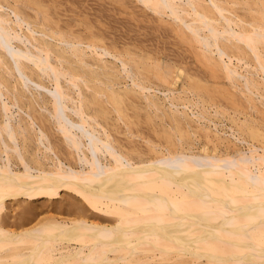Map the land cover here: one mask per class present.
<instances>
[{
    "label": "bare ground",
    "instance_id": "1",
    "mask_svg": "<svg viewBox=\"0 0 264 264\" xmlns=\"http://www.w3.org/2000/svg\"><path fill=\"white\" fill-rule=\"evenodd\" d=\"M86 1L83 3L87 8ZM125 1L131 5L133 0ZM140 1L159 16H171L174 31H182L181 38L188 45L198 43L200 59L208 62L206 67L213 72L210 76L224 77L227 83L224 86L233 89L221 87V90L230 94V99H236L233 103L240 93L248 102L244 103L240 96L244 103L241 104L245 107L248 104L250 110L245 113L234 108L229 112L232 102L229 100L226 112L231 115H227L222 104H218L223 100L208 105L212 99L209 96L211 99L205 105L207 98L202 94L208 92L202 91L210 90L213 96L212 87L217 89V85L209 86L210 89L206 85L216 81V77L215 80L211 77L214 81L210 83L203 79L205 76L187 72L191 69L186 70L188 64L182 66L181 59L179 66L169 64V60L167 64L165 59L166 69L157 73L161 82L169 85L160 80L149 82L153 78L146 82L142 79L144 74L134 71L135 61L132 59L130 64L131 57L129 60L125 56L134 52L128 49L124 54L118 53L117 47L114 51L108 44H100L98 36L84 37L69 24L63 25L61 17L52 16L45 0H0V264H264V127L256 123L260 117L254 113L264 115V0H244L246 6L236 0ZM237 2L248 9L250 18H245L243 7L244 15L238 12L241 8L235 11V5V12L230 9L229 4ZM126 5L121 4L124 11ZM72 7L75 9L74 4ZM79 9L78 6L76 10ZM115 9L110 12L116 13ZM144 9L145 6L141 10ZM101 10L104 14V8ZM64 11L61 12L69 13ZM138 11L139 7L133 13ZM146 14L149 13L145 17ZM137 16L140 17L138 13ZM167 18H161L160 22H166ZM154 22L156 25L157 21ZM100 25L99 29H104ZM166 25L164 30L169 27ZM155 28L159 29L156 31L159 36L161 29ZM167 37L161 45L168 41ZM136 47L135 50L139 49ZM150 52L153 51H149L151 56ZM149 65L145 68H151ZM171 66H177V71ZM201 67H195V72L201 73ZM145 68L142 70L147 72ZM184 74L190 81H182V86L177 87ZM122 89L136 90L139 94L134 91L135 94L153 108L146 113L163 119V123L158 122L162 127L157 125L164 129L163 136L168 135L163 138L165 141L162 133L161 140L147 136L148 129L145 135L143 128L151 118L146 121L145 111L137 105L135 100L141 98L132 99L136 104L126 105L128 110L138 111L140 107L142 112L140 109L138 112H144L143 122L147 123L136 124L142 125L143 131L135 130L131 121L125 120L124 116L131 111L123 109L126 106L122 104ZM132 90L128 92L134 93ZM106 94L116 101L113 106L117 103L121 107H109L110 97H103ZM136 109L130 115L139 114ZM140 115L135 118L142 119ZM107 118L111 120L108 126L111 124L113 128L101 121ZM47 121L60 133L62 150L55 146L54 140L58 139L52 140L59 134H49V127L45 128ZM244 126L250 128L251 134L242 130ZM171 129L183 133L172 135ZM20 134L35 144V151L28 153L30 156L20 142ZM44 208L48 214L46 211V215L40 216Z\"/></svg>",
    "mask_w": 264,
    "mask_h": 264
},
{
    "label": "rangeland",
    "instance_id": "2",
    "mask_svg": "<svg viewBox=\"0 0 264 264\" xmlns=\"http://www.w3.org/2000/svg\"><path fill=\"white\" fill-rule=\"evenodd\" d=\"M45 1H46L47 4H49V6H50V8H51V10H52V13H53L52 16H53L55 19H58V17H61V21H60V22H61L63 25H65V24H69V25H70V28H72V29L74 28V30L79 31V32L81 33L82 36H84V37H85V36H89V34H92V36H98L97 38H99V40H100V41H99L100 44H103V45L106 44V46H107V44H108V45L110 46L111 49L113 48L112 50H114V48L117 47V48H116V52H118V53H119V51H120L121 53H122V51H123V54H124L128 49L131 50L132 52H134V53H132V54H125V56H126L127 59L129 58V60H130V57H131V60L128 61V62H130V64H132V63L135 61L134 64L136 65V64L138 63L137 61H139V63H138L139 67H138V65H136V66H137V67H136V66L133 64V66H134V68H135L134 71H137L138 74H139V73H140V74H141V73L144 74V75H143L144 78L142 77V79L146 80V82H148V80H151L152 78H153L154 81L151 80V81H149V82H156V83H157V80H160V82H161L162 79L159 78V76L157 75V73L159 72L160 69H161V71H163L164 69H166V68H164V65H165L164 61L167 60V61H166L167 64H168V62L170 61L169 64H170V63H174L175 65H177L178 61L181 59V60H180L181 62H180V61H179V62H180V63L184 62V65L178 63V66H179V64L182 65V66H185V64L187 63L188 65H187V67H185V69H186V68L191 69L190 71H189L188 69H186V70H188L187 72L190 73L191 71H193V72H191V73H193V74L196 73L195 75H198V76H201V77L205 76V78H203V79L205 80V79L207 78L206 81H209V80H210V81H209L210 83H211V81L213 82L215 79H217L216 81L213 82V83H215V84L212 83V84H210V85H208V84L206 85V87L208 86L207 89H210L212 86L217 85V89H215L216 86L212 87V88H214V89H213L214 91L216 90L215 92L211 89V90L214 92V93H213V92L211 91V92H212L211 95H213V96H210V94H209V93H210V92H209L210 90H207V91H206V90H203V91H202V92H204V91H205V92H208V93H206V94H209V95L202 94V95H204V96L207 98V100H206V102H205V105H206L207 101L211 99V98L209 99V97H212V99L215 98L216 101H215V99H214V101H215V102H214V101H212V99H211V102H212V103H211L210 101H208L209 103H207V104H208V105H209V104H213V106H214V104H215L216 102L218 103L220 100H221V102H222V100H223L222 103L219 102L218 104H219V105L222 104V105H221V108H222V109L225 108L224 112H225L227 115H231V113L228 114V112H226L230 106H231V107H230V109L228 110L229 112H231L232 110H234V108H236V110H237V108H238V109H241V110H243L245 113L248 112V111L250 110L248 104L246 105L248 108L245 107L244 105H242V104H244L245 102H246V103H248V102H247V101H244L245 99L243 98L242 95H240V93H238V95H239L238 98H237V95L234 96V97L237 98V101H240V104L242 103L241 105H242L243 107L247 108V111H246L245 108H243V107L240 106L239 102H238L239 107H237L238 104L235 103V102H237V101H235V102L233 103V100H236V99H230V98H231L230 94H229V96H230V98H229L228 94H227V93H226V94L224 93V89L221 90V87H224L225 89H226V88H230V89H232L231 87H229V85L224 86V85L227 84V83H226V80L224 79V77H222V76H219V77H218V76H217V77H216V76H210V74L213 75V74H212L213 72H212V70H210L211 68L208 70L209 67H208V68L206 67V65H208V62H206V64H205V62H203V61L200 59V57H199V55H198V53L200 52V51L198 50V48H199L198 43L196 44V43H190V42H188L189 45H191V47L193 46V49L195 48V50L191 49V47H189V45L187 44V41L185 42V39H184V38H181V37H183V36H182V35H183L182 31H180L179 29L177 30V28H176L177 31H174L175 29H174L173 27H171V26L175 23L174 19H172V17H171V16L169 17L168 15H165V16H164V15H160V16H161V17H160V16H159V13L155 12L152 8H149L148 6H146V4H145L143 1L138 2L139 0H136V1H137V4H136V2L134 3L135 0H133V1L130 2L131 5H132V3H134L133 6H131V5L128 3L129 1L127 2V1H125V0H122V2H123V1L125 2V3H124L125 5H126V3H127V5H126V9H127V11H124V9H125V8H124L125 5H123V3L121 2V0H118V1H117V0H114V1L111 0L112 2H111L110 0H104L105 2L102 0L103 3H102L101 0H90V1H89V0H87V1H86V0H81V1L78 0V1H80V2H77V0H76V1H73V0H70V1H69V0H68V1L70 2L71 6H69L70 4H68L69 2L67 3L66 0H57V1H56V0H45ZM52 1H53V2H52ZM60 1H61V2H60ZM63 1H65V2H63ZM84 1H86L85 3H88V4H86L88 9L86 8L85 4L83 3ZM98 1H99V2H98ZM116 1H117V2H116ZM236 1L242 2L243 4L237 2V5H236V3H234V4H233V3H232V4L226 3V5L229 4L230 9L233 10V11H234V9H235V6H236L235 11L237 10V8H238V10H239V8H241V10H242V7H243V6H241V4L244 5V6H246L244 0H236ZM76 2H77V4H78V3H79V4L77 5ZM81 2H82V5H80ZM97 2H98V3H97ZM118 2H119V3H118ZM120 2H121V3H120ZM141 2H142V5H141ZM61 3H62V4H61ZM72 3L74 4L75 9L72 7V6H73ZM89 3H91V4L89 5ZM105 3L107 4V7H108V6L110 7V8H109L110 10H109V9L107 10V7H106V4H105ZM111 3H112V4H111ZM139 3H140V4H139ZM143 3H144V5H143ZM75 4H76V5H75ZM100 4H101V5H100ZM121 4H122V6H124V7H121ZM128 4H129V5H128ZM135 4L137 5V7H135V6H136ZM138 4H139V5H138ZM239 4H240V5H239ZM62 5H63V6H62ZM67 5H68V6H67ZM92 5H94V6H92ZM96 5L98 6V7H97L98 10L96 9ZM99 5L101 6V8H99V7H100ZM104 5H105V7H103ZM110 5H112V7H111ZM134 5H135V6H134ZM140 5H141V7H140ZM234 5H235V6H234ZM57 6H58V7H57ZM59 6H60V7H59ZM64 6H67V7H64ZM76 6H77V7H76ZM78 6H79L80 9H79V10H76V9H78ZM81 6H83L84 9L86 8L85 10L83 9L82 12H81V8H83V7H81ZM88 6H90V7H92V8H89ZM115 6H117V7H115ZM118 6H120L119 9H118ZM128 6H129V7H128ZM144 6H145V9H146V10H147V9H148L149 11H150V10H153L154 12H153V11H150V12H149V11H145V9H144V10H141V9L144 8ZM232 6H233L234 8H233ZM237 6H238V7H237ZM239 6H240V7H239ZM94 7H95V8H94ZM130 7H132V8H130ZM138 7H139V11H140V12L138 11L137 13H138L139 16H140L141 11H142V14L144 15V17H145V13H149V14H148L149 16L146 14V17H145V18L142 17V20L145 21V22H143V21L141 20V16H143V15H141L140 17H138V16H137V13H135V14L133 13V12H136V11L138 10ZM147 7H148V8H147ZM60 8H61V9H60ZM67 8H68L69 11L66 10ZM70 8L74 9L76 12H74V10H72V9L70 10ZM102 8H104V14H105V12L107 11L106 14H105L107 17H105V15L103 14V10H101ZM115 8H117L118 10L115 9ZM122 8H124V9H122ZM133 8H135V9L137 8V10L135 11V9H133ZM55 9H56V10L58 9V10L55 11ZM64 9H65L66 11H64ZM94 9H96V10H94ZM113 9H115L114 11H116V13H115V12L113 13V11L110 12V11L113 10ZM129 9H133V10H130V11H129ZM29 10H31V9L29 8ZM59 10L64 11V12H69V13L71 12V14H69V13H65V14H64V13L61 12V11H60V12H61V13H60ZM86 10H88V11H86ZM91 10H93V11L95 12V14L93 13V11L91 12ZM119 10H120V11H119ZM238 10H237V11H238ZM241 10H239L238 12H240L241 14H243V13L245 12V13H246V14L244 13V14H245V18H247V17L250 18V15H249L250 13H249V11H248V12L246 11V10H248V9H246L245 7H243V10H245V11L243 12V10H242V12H241ZM31 11H33V10H31ZM79 11H80V12H79ZM96 11H97V12H96ZM117 11H119V12H117ZM235 11H234V12H235ZM237 11H236V12H237ZM77 12H78V13H77ZM101 12H102V13H101ZM129 12H130V13H129ZM131 12H132V13H131ZM62 13H63V15H62ZM79 13H80V14H79ZM83 13H84V14H87V15L85 16V15H83ZM90 13H91V14H90ZM96 13L99 14V16H98ZM100 13L102 14V16H101ZM110 13H111V15H110ZM112 13H113V14H112ZM150 13H152V15H151ZM248 13H249V14H248ZM253 13H254V12H253ZM57 14H58V15L61 14V16H58ZM244 14H243V15H244ZM247 14H248V15H247ZM254 14H257V15H258V13H254ZM65 15H67V16H65ZM95 15H96V17H95ZM133 15H135L136 17L134 18ZM150 15H151L152 18L150 17ZM154 15H156V17H158L159 19L157 18V19L155 20L156 17H155ZM157 15H158V16H157ZM68 16H69V18H68ZM78 16H79V17H78ZM97 16H98V17H97ZM147 16H148V17H147ZM153 16H154L155 18H153ZM66 17H67V18H66ZM91 17H92V18H91ZM99 17H100L101 20H102V19H103V20L101 21V20L99 19ZM101 17H105V18H101ZM109 17H110L111 19H110ZM164 17H165V18L168 17V18L166 19V22L169 20L167 23H166V22H163V21H165V20H163V21L160 22V20H162L161 18H164ZM62 18H63V20H62ZM70 18H71V20H69ZM79 18H80V19H79ZM83 18H84V19H83ZM137 18H138V19H137ZM139 18H140V19H139ZM146 18H148V20H149L150 18H151V19H150V21H148ZM249 18H248V19H249ZM92 19H93V21H92ZM104 19H105V20H104ZM170 19H172L173 21H172V20L170 21ZM65 20L68 21V22H66ZM87 20H88V21H87ZM140 20H141L142 22H141ZM69 21H70V22H69ZM139 21H140V22H139ZM147 21H148L149 23H148ZM152 21H153V22H154V21H157V22H156V25H154L155 22L152 24ZM63 22H64V23H63ZM80 22H81V23H80ZM96 22L99 23V25L102 24V25H100V28H104V29H102V30H103V33H102V30L99 29V25H98ZM159 22H160V23L163 22V24L161 25ZM170 22H171V23H170ZM173 22H174V23H173ZM72 23H74V24L72 25ZM86 23H87L89 26H88ZM95 23H96L98 26H97ZM140 23H141V24H140ZM144 23H146L147 26H148V24H149V27H146V24H144ZM150 23H151V25H154V27L151 26ZM164 23H165V24H168V25H166V26H169V27H167V30H164V27H165V26H163ZM169 23H170V25H169ZM85 24H86V25H85ZM139 24H140V25H139ZM142 24H143V25H142ZM157 25H158V26H157ZM101 26H102V27H101ZM103 26H104V27H103ZM143 26H144V27H143ZM150 26H151V28H150ZM155 26H156V27H159V28L161 29L160 31H161L162 33H160V34H162V35L159 34V36H158V34H157V32H156L158 28L156 29ZM161 26H163V27H161ZM173 26L176 27L175 25H173ZM76 27H77V28H76ZM95 27H96V28H95ZM152 27H153V28H152ZM170 27H171V28H170ZM85 28H86V29H85ZM93 28H94V29H93ZM97 28H98V29H97ZM145 28H146V29H145ZM147 28H148V30H147ZM162 28H163V29H162ZM106 29L109 30V32H107ZM150 29H153L152 31H153L154 34L152 33V31H151ZM154 29H155V30H154ZM165 29H166V28H165ZM168 29H169L170 31H168ZM171 29H172V30H171ZM95 30H97L96 33H95ZM99 30H100L101 32H100ZM104 30H106V31H104ZM146 30H147V31H146ZM89 31H90V32H89ZM148 31H149L150 33H149ZM154 31H155V32H154ZM163 31H164V32H163ZM166 31H167V32H170V33H171V31H173V32H172L173 34H171L172 36L169 35L170 33H167ZM179 31H180V32H179ZM105 32H107V33H105ZM145 32L148 33V34H146ZM158 32H159V29H158ZM174 32H177V33H174ZM82 33H83V34H82ZM84 33H85L86 35H84ZM99 33H100V34H99ZM101 33L103 34V37H104V38L101 36ZM108 33H109V34H108ZM155 33H156V34H155ZM163 33H164L165 35H163ZM178 33H179V34H178ZM181 33H182V34H181ZM104 34H105V36H104ZM106 34H107V35H110V36H107V37H106ZM152 34H153V35H152ZM167 34L169 35L168 37H167ZM174 34H175V35L177 34V35L175 36ZM155 35H156L158 38L156 37V38H154L155 40H154V39L151 40V38H153ZM178 35H181V36L179 37ZM111 36H112V37H111ZM128 36H129V37H128ZM130 36H131V37H130ZM151 36H152V37H151ZM165 36L167 37V39L165 38V40H168V41H169V39H170V42L165 41L164 44L161 45L160 43H163V41H164V37H165ZM173 36H174V38H173ZM105 37H106V38L110 37V38H112V39L109 38V40H108V39H106ZM114 37H115V38H114ZM147 37H148V38H147ZM170 37H172V38L175 39V40H172V38H170ZM87 38H88V37H87ZM113 38L116 39V40H113ZM128 38H129V39H128ZM137 38H138V40H137ZM141 38H142V39H141ZM143 38H144V39H143ZM145 38L147 39V41H146ZM177 38H178V39L181 38V40L183 41V43H182L181 40H179V41L177 40V41H176ZM104 39L107 40V42H106ZM118 39H120V40H118ZM125 39H127L128 41H127V40L125 41ZM156 39H161V40L163 39V40H162V42H161L160 40L157 41ZM110 40H111V41H110ZM122 40H124V41L122 42L123 44L120 42V41H122ZM129 40H131L130 43H129L130 45L128 44ZM136 40H137L138 42H137ZM139 40H140V41H139ZM149 40H151V41L153 42V44H152L153 47H151V46H152L151 44L149 45V43H152V42L149 41ZM108 41H109V42H108ZM115 41H116V42H115ZM134 41H135L136 43H135ZM141 41L146 42V43H144L145 45H143V42H141ZM154 41L158 42L159 44L156 43V42L154 43ZM175 41H176L177 43H176ZM102 42H103V43H102ZM113 42L116 43V44H114V47H113ZM125 42H126V44H124ZM132 42H133V43H132ZM139 42H141V43H139ZM172 42H174L175 45H173ZM178 42H179V43L181 42V44H179ZM184 42H185L186 44H185ZM104 43H105V44H104ZM109 43H110V44H109ZM169 43H170V45L172 44L174 48L172 47V45L169 46V45H168ZM120 44H121V45H120ZM140 44H141V45H140ZM147 44H148V45H147ZM182 44H183V45H182ZM117 45H118V46H117ZM122 45H124L125 48H124ZM125 45H126L127 47H126ZM128 45H129V46H128ZM133 45H134V46H133ZM135 45H136V46L140 45V46H142L143 48H141L140 46H139V47H136ZM155 45H157V46L155 47ZM158 45H159V46H158ZM163 45H164V46H163ZM166 45H168V46L170 47V51L168 50L169 47L166 46ZM176 45H179V48H181L180 50H182L181 52H179L180 50H179L178 46H176ZM186 45H187V46H186ZM109 46H108V47H109ZM120 46H122L123 48H121ZM145 46H146V47H145ZM147 46H149L150 48L147 47ZM185 46H186V47H185ZM118 47H119V48H118ZM129 47H133V48L131 49V48H129ZM135 47H136V48H139L140 50H139V49H136V50H137V52H136V50L134 49ZM162 47H164V48H162ZM175 47H177L178 50H177ZM182 47H184V49H182ZM145 48H146V49L149 48V50H145ZM152 48H153L154 50H152ZM155 48H156V50H155ZM158 48H159V49H158ZM160 48H161L162 51H164V52L167 50L166 53L169 52L168 55L165 54V53L163 54V52L160 50ZM167 48H168V49H167ZM185 48H187V49H186V53H187V54H184V53H185V52H184V51H185ZM117 49H123V50H117ZM142 49H143V52H146V53H143V52H142ZM150 49H151V50H150ZM174 49H175V50H174ZM144 50H145V51H144ZM157 50H158V51H157ZM176 50H177L178 52H177ZM183 50H184V51H183ZM187 50H188V52H187ZM196 50H197V51H196ZM114 51H115V50H114ZM139 51H140V52H139ZM149 51H153V52H150V54H152L153 56L155 55V56H154L155 58H154L152 55H151L152 57L149 55ZM154 51H155V52H154ZM156 51H157V52H156ZM159 51H161L160 54L158 53ZM172 51H176V52H175L176 55H175V53L172 52ZM193 51H194V53L196 52V54H194ZM138 52H139L140 54H139ZM147 52H148V53H147ZM170 52H172V53H174V54H172V53H170ZM190 52H191V53H190ZM137 53H138L140 56H141V53L146 54V55L148 54L147 56L142 54L143 57L146 56V57H144V59H142V60L145 61V62L140 61V59L143 58V57H142V56L140 57ZM155 53H157V54H155ZM179 53H181V54H180L181 57L178 56ZM182 53H183V54H182ZM189 53L191 54L190 56H189ZM192 53H193V54H192ZM135 54H136V56H135ZM158 54H159V55H158ZM171 54H172V56L174 55V56H177L178 58H177V57H172ZM177 54H178V55H177ZM127 55H128V56H127ZM129 55H130V56H129ZM133 55L135 56V58H134ZM137 55H138V56H137ZM157 55H158V57H161V59L159 58L160 60H158L159 62H156V61H157L156 59L158 58V57L156 58ZM186 55H188V56H186ZM125 56L122 55V57H125ZM167 56H170V57L173 58L174 60H175V58L178 59V60H176V61H174L173 59L171 60V59H169ZM183 56H185V57L187 58V61H190V62H187V61L182 60V58L186 60V58L183 57ZM191 56H192V57H191ZM197 56H198V57H197ZM132 57H133V58H132ZM137 57H139V58L137 59ZM147 57H148L149 59H148ZM150 57H151V58H150ZM166 57H167V58H166ZM179 57H180V58H179ZM188 57L191 58V60H190ZM195 57H196L197 59L199 58L200 61L198 62V60H196ZM132 59H133V62L131 63ZM145 59H147V60H145ZM154 59H155V61H154ZM165 59H166V60H165ZM188 59H189V60H188ZM192 59H193V60H192ZM168 60H169V61H168ZM146 61H148V62H146ZM160 61L162 62V64H159ZM171 61H172V62H171ZM173 61H174V62H173ZM192 61H194V63H192ZM201 61H202V62H201ZM153 62H154V63H153ZM175 62H176V63H175ZM118 63H119V62H118ZM142 63L144 64V67L142 66V65H143ZM163 63H164V65H163ZM190 63H191V64H194V66L197 64V65L195 66L196 69H197V68L200 69V67L202 66L201 69H202L203 71L201 70V73H200V71H199V73H198V71L195 72V67H193V65H189ZM203 63H204V64H203ZM119 64H120V63H119ZM145 64H146V65H145ZM149 64H150V65H149ZM156 64H157V65H156ZM158 64H159V66H161L160 68H159ZM201 64H203L207 69H205V67H204L203 65H201ZM147 65H149V67L152 65V66H151L152 69H151V68H148V69L145 68V67H148ZM155 65H156L157 68H155ZM175 65H174V66H175ZM198 65H199V66H198ZM189 66H191L193 69H192L191 67H189ZM171 67H172V66H171ZM176 67H177V66H176ZM176 67H174V68L172 67L174 71H177V68H176ZM138 68H140V70H139ZM143 68H145V70H146L147 72L143 71V70H142ZM153 68H154V69H153ZM136 69H138V70H136ZM157 69H158V70H157ZM162 69H163V70H162ZM199 69H198V70H199ZM141 70H142V71H141ZM149 70H151V71H149ZM154 70H155V71H154ZM186 70H185V71H186ZM204 71H205L207 74H206V73L203 74ZM149 72L152 74V76H150L151 74H146V73H149ZM153 72H154V73H153ZM211 72H212V73H211ZM209 73H210V74H209ZM142 74H141V76H142ZM199 74H202V75H199ZM147 75H148V77H147ZM156 75H157V76H156ZM184 75H185V77H186V74H184ZM149 76H150V77H149ZM155 77H157V78H155ZM185 77L183 76V78H185ZM209 77H210V78L212 77L213 79H214V77H216V78L213 80L212 78L210 79ZM147 78H148V79H147ZM183 78H182L181 81L177 84V87H180V86H182L183 83H187L188 81H190V79H189L188 77H186L185 79H183ZM219 78H222V79L220 80ZM125 79H127V78H124V79H123V84L127 83ZM155 79H156V81H155ZM188 79H189V80H188ZM185 80H186V82H185ZM127 81L129 82V80H127ZM182 81H183V83H182ZM158 82H159V81H158ZM209 82H208V83H209ZM218 82H219V83L222 82V83H221V84H217ZM223 82H224V83H223ZM131 83H132V82H131ZM161 83H163V84L165 83L166 85H167V83H168V85H169V82L162 81ZM181 83H182V84H181ZM189 83H191V82H189ZM225 83H226V84H225ZM165 84H164V85H165ZM180 84H181V85H180ZM120 85H122V83H121ZM219 85H220V86H219ZM117 86H118V85H117ZM209 86H211V87H209ZM219 87H220V88H219ZM218 88H219V89H218ZM122 90H124V91H120V93L123 92V93H122V96H123V97H122V98H123V99H122V104L126 106V107L122 106V108L124 107L123 109H124L127 113H128L129 111H131V113H132V112L134 113V112H135L134 110L136 109V108H135L134 110H132V109H131L132 107L130 106V109H131V110H128L130 103H132V104H136V102L139 103V102H141V101H142L144 104L146 103V102H144V101H145L144 98H142L141 96L139 97V96L137 95V94H139V93H138L136 90H132V89H130V91H131V90H132L133 92L135 91L137 94H135V92H134V93H129V92H130L129 89H126L127 91H125V89H122ZM163 90H164V89H163ZM217 90H219L220 92H218ZM232 90H233V89H232ZM128 91H129V92H128ZM197 91H198L199 93H202V92H200L199 90H197ZM197 91H196V92H197ZM221 91H222V92H221ZM126 93H129V94L124 95V94H126ZM219 93H222V95L219 94ZM223 93H224V94H223ZM132 94H134V95H132ZM160 94H161V93H160ZM218 94H219V98H218V96H217ZM235 94H237V93H235ZM235 94H234V95H235ZM107 95H108V94H106V96H103V97H104V98H109V97H110V98H109L110 101L108 100L109 104H107V105H109V107H112V109H114V107H121V105H120V106H119V105L117 106V103H115L114 106H113V103L116 102V101L112 100L113 98H112L111 94H109L108 96H107ZM131 95H132V97H130ZM136 95H137V96H136ZM162 95H163V94H162ZM214 95H216L217 98L214 97ZM224 95H225V96H228V97H226L227 100H226V98H224L225 100L222 99L223 97H225ZM126 96H128L129 98L126 97ZM208 96H209V97H208ZM220 96H221V97L223 96V97L220 99ZM240 96L242 97L241 99H242V101H244V103L241 101ZM134 97H136V98H134ZM130 98H131V99H130ZM140 98H141V99H140ZM124 99H125V100H128L129 102H128V101L125 102ZM132 99H138V100L140 99L141 101H137V100H135L136 102H135V101L132 102ZM217 99H218L219 101H217ZM243 99H244V100H243ZM111 100H112V103H111ZM130 100H131V101H130ZM229 100L232 101L231 104H233V105H231L230 102H229V106H228V101H229ZM246 100H247V99H246ZM123 101H124V103H123ZM226 101H227V103H225ZM142 102H141V104H140V103H139V104L137 103V105H140L141 108H142V110L145 111V115H146V117H145V115H144V112H143V113H140V112H142V110L140 109V107H137V105H133L134 107H137V108H138V111H139V109H140L141 111L138 112L137 109H136V112H138L139 114H136V113H135V115L132 114L133 116L130 115L131 113H128L129 115L127 114L126 116H124V118H125V117L127 118V119L125 118V120H126V121H131V122H130V125L132 124L133 126H135L134 129H135V130H136V129L138 130V129H141V127H142V125H140V124H142V123H143V124H144V123L146 124L147 122L151 123L152 119H157V120H155V121H157V122H155L154 120H153L154 122L152 121L153 123L150 124V127H151L150 129L148 128V127H149V126H148L149 123L146 124L147 126L143 125V126H145V128H143V127H142V128H143V130H144V132H145V135H147L148 132H149V134H148L147 136L150 135L149 137H151V138H153V139H157V140L159 139V140H161L159 136H160V134L162 133V134H161L162 141H165V139H167V136H168V135L165 134L166 136H163L164 129L161 128L162 126L160 125V123L163 121V119H162L161 117H158V116H154V118H153V114H152V117H151V115H150L149 113H146L148 110H153V108H152V107L150 108V106H148V105H146V104H145V105L142 104ZM213 102H214V103H213ZM126 103L129 104V105L127 106ZM217 103H216V104H217ZM132 104H131V105H132ZM202 104H204V103L202 102ZM224 104H225V105H224ZM226 104H227V105H226ZM234 104H235V105H234ZM143 106H145L144 108L147 107V108H146L147 110L144 109ZM202 106H203V105H202ZM222 106H223V107H222ZM227 106H228V108H227ZM232 106H233V107H232ZM235 106H236V107H235ZM148 107H149V108H148ZM232 108H233V109H232ZM248 109H249V110H248ZM127 110H128V111H127ZM148 112H150V111H148ZM232 112H233V111H232ZM245 113H243V115H244ZM254 113L257 114V116L260 117L259 121H256V123H257V124H260L261 126L264 127V122H263V121H264V119H263V116H264V115H262L263 113H262V112H259V111H258V112L255 111ZM115 114H116V113H114V115H115ZM140 114H142L143 117H142ZM148 114H149V115H148ZM248 114H249V113H248ZM116 115H117V114H116ZM138 115H140V117H142V119H140L139 117H138V119H136ZM154 115H155V114H154ZM149 116H150L151 119H148ZM133 117H134V118L136 117V118H135L136 120L133 119ZM144 117H145V120H146V121H147V119H148L147 122H146V121L143 122V120H144L143 118H144ZM147 117H148V118H147ZM155 117H156V118H155ZM131 118H132V119H131ZM159 118H160V120H159ZM0 119H1V118H0ZM139 119L142 120V122H140ZM224 119H226V118H224ZM261 119H263V121H262ZM121 120H122V119H121ZM121 120H119V121H120L121 124L123 123V126H124V125H125V124H124V120H122V121H121ZM134 120H135V121H134ZM138 120H139V121H138ZM150 120H151V121H150ZM101 121L104 123L105 126H108V125H109V122H110L111 120L107 118V119H105V120L102 119ZM227 121L230 122L231 120H229V119L227 118ZM261 121H262V122H261ZM107 122H108V123H107ZM133 122H134V123H133ZM138 122L140 123V124H139L140 128H139V126H137V125H138V124H137ZM158 122H160V123H158ZM163 122H164V121H163ZM163 122H162V123H163ZM47 123H48V124H47ZM47 123L44 122V125L47 126V127H45L46 129L49 127V128H48V129H49V130H48V133H49V134H50V133H53V135H55V133H56V134H59V135H55L57 138L51 134V138H52V136H53V139H52V140H54V139H58V141H57V140H54L55 142H54V141H53V142L55 143V146H56L57 149L62 150V148H64V145L60 146L61 144H63V143H62L63 140L61 139L60 133H59L56 129H54V127H52V126H54V124L52 125L49 121H47ZM155 123H156V124H155ZM262 123H263V124H262ZM136 124H137V125H136ZM153 124H154L155 126H156L157 124H159V126H161V127H159V126L157 125L156 127L154 126V127H155V128H154V127H153ZM48 125H50V126H48ZM132 125H131V126H132ZM133 126H132V127H133ZM50 127L52 128V131H50V129H51ZM108 127H112V128H113V125L110 124V126H108ZM136 127H137V128H136ZM114 128H115V127H114ZM156 128H157V129H156ZM158 128H160V129L158 130ZM244 128H245V129H244ZM147 129H148V130H147ZM120 130H121V129H120ZM141 130H142V129H141ZM143 130H142V131H143ZM146 130H147L148 132H147ZM151 130H152V132L155 130V132H153V135H151V133H152ZM157 130H158V131H157ZM242 130H243V131H244V130H249L248 132L250 133V128H247V127H245V126L242 128ZM54 131H55V132H54ZM171 131H173V132H171ZM171 131H170V132L172 133V135H173V133H174V135L177 133V131H176L175 129H171ZM114 132H116L115 129H114ZM146 132H147V134H146ZM150 132H151V133H150ZM157 132H159V133H157ZM178 132H179V131H178ZM181 133H183L182 130H180V132L177 133L176 135H179V134H181ZM156 134H157V135L159 134V135L157 136ZM190 134H192V133L190 132ZM245 134H247V135H249V136H252V135H250L251 133L248 134L247 131L245 132ZM23 135H24V134H22V136H23ZM122 135H123V134H121L120 136H122ZM22 136H21V134L19 135V138H20V139H21V138L23 139V140H22V139L20 140L21 144L25 147L24 149H25V151H26L27 154H28V153L32 154L31 151H35V149H34V145H35V144H32L33 141H31V140L29 141L30 138L28 139V138H26V137H22ZM123 136H124V135H123ZM190 136H194V135L192 134V135H190ZM58 137H59L60 139H59ZM157 137H158V138H157ZM165 137H166V138H165ZM259 137H260V138H263L262 136H259ZM259 137H256L257 140H259ZM25 138H26V139H25ZM163 138H165V139H163ZM61 140H62V141H61ZM139 140H141V139L139 138ZM204 140H205V139H204ZM255 140H256V139H255ZM28 141H29V143H28ZM60 141H61V142H60ZM205 141H206V140H205ZM25 142H26V143H25ZM31 142H32V143H31ZM58 142H59L60 144H59ZM142 142H143V140H142ZM24 143H25V144H24ZM30 143H31L32 145H31ZM143 143H145V142H143ZM58 144H59V145H58ZM211 144H213V143H211ZM27 145L29 146L30 150H29V148H27V147H28ZM57 145H58V146H57ZM59 146H60L61 148H60ZM26 149H27V150H26ZM33 149H34V150H33ZM63 150H64V149H63ZM30 154H28V155L30 156ZM39 202H40V201H39ZM41 203H43V202H41ZM37 204H38V202H37ZM13 205H14V204H13ZM15 205H16V204H15ZM39 205H40V204H39ZM16 207H17V205H16ZM12 209L15 210V207L13 206ZM44 210H45V211H44ZM43 211H44V213H43ZM46 211H47V210H46L45 208H44L43 210H41V211H40L41 213H39L40 216H42L43 214L46 215V213L48 214V211H47V212H46ZM45 212H46V213H45ZM44 215H43V216H44Z\"/></svg>",
    "mask_w": 264,
    "mask_h": 264
}]
</instances>
